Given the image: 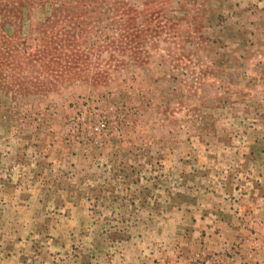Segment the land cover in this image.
Listing matches in <instances>:
<instances>
[{"label": "rangeland", "instance_id": "rangeland-1", "mask_svg": "<svg viewBox=\"0 0 264 264\" xmlns=\"http://www.w3.org/2000/svg\"><path fill=\"white\" fill-rule=\"evenodd\" d=\"M0 264H264V0H0Z\"/></svg>", "mask_w": 264, "mask_h": 264}]
</instances>
